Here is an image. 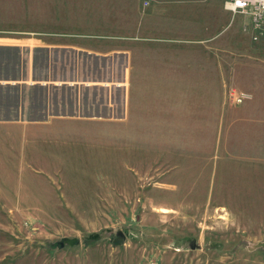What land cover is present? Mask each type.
Returning <instances> with one entry per match:
<instances>
[{"label":"crops","instance_id":"obj_1","mask_svg":"<svg viewBox=\"0 0 264 264\" xmlns=\"http://www.w3.org/2000/svg\"><path fill=\"white\" fill-rule=\"evenodd\" d=\"M226 1L155 0L140 13L130 4L0 33V201L22 199L56 170L82 168L91 137L106 148H158L161 160L178 148L209 155L195 148H212L213 103L217 119L228 117L222 90L245 73L264 83V39L253 42L250 18ZM261 91L237 107L258 126L243 148H264ZM227 132L221 127L219 136Z\"/></svg>","mask_w":264,"mask_h":264},{"label":"rangeland","instance_id":"obj_2","mask_svg":"<svg viewBox=\"0 0 264 264\" xmlns=\"http://www.w3.org/2000/svg\"><path fill=\"white\" fill-rule=\"evenodd\" d=\"M154 2L0 0V33L54 17L107 16L130 4L140 13ZM257 42L264 51V40ZM249 76L222 90L227 119H217L213 103L212 148H195L209 155L178 148L161 160L158 148H106L107 140L91 137L82 168L56 170L22 199L0 201V264H264V148H243L258 126L237 110L264 91ZM221 127L230 134L220 137ZM8 164L11 181V157Z\"/></svg>","mask_w":264,"mask_h":264},{"label":"built area","instance_id":"obj_3","mask_svg":"<svg viewBox=\"0 0 264 264\" xmlns=\"http://www.w3.org/2000/svg\"><path fill=\"white\" fill-rule=\"evenodd\" d=\"M224 6L232 13L247 15L250 18L254 41L264 36V0H227Z\"/></svg>","mask_w":264,"mask_h":264},{"label":"water","instance_id":"obj_4","mask_svg":"<svg viewBox=\"0 0 264 264\" xmlns=\"http://www.w3.org/2000/svg\"><path fill=\"white\" fill-rule=\"evenodd\" d=\"M66 242L69 244V245H74L76 243V240L75 239H72V240H66Z\"/></svg>","mask_w":264,"mask_h":264},{"label":"trees","instance_id":"obj_5","mask_svg":"<svg viewBox=\"0 0 264 264\" xmlns=\"http://www.w3.org/2000/svg\"><path fill=\"white\" fill-rule=\"evenodd\" d=\"M90 243V242H89Z\"/></svg>","mask_w":264,"mask_h":264}]
</instances>
